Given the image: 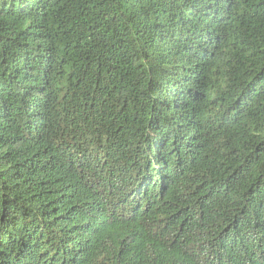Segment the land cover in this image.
<instances>
[{
    "label": "trees",
    "instance_id": "1",
    "mask_svg": "<svg viewBox=\"0 0 264 264\" xmlns=\"http://www.w3.org/2000/svg\"><path fill=\"white\" fill-rule=\"evenodd\" d=\"M0 264H264V0H0Z\"/></svg>",
    "mask_w": 264,
    "mask_h": 264
}]
</instances>
